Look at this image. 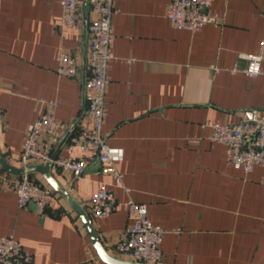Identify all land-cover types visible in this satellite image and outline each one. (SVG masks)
Returning a JSON list of instances; mask_svg holds the SVG:
<instances>
[{"label":"crops","instance_id":"crops-1","mask_svg":"<svg viewBox=\"0 0 264 264\" xmlns=\"http://www.w3.org/2000/svg\"><path fill=\"white\" fill-rule=\"evenodd\" d=\"M169 2L113 0L102 132L124 151L117 168L130 192L113 187L116 211L90 219L106 252L120 260L132 261L114 247L129 224L130 198L146 204L149 221L165 232L160 264H264V168L245 174L230 166L204 126L239 123L254 109L264 114V75L248 78L238 58L255 53L264 39V0H213L210 13L222 23L196 32L173 28ZM93 17L87 6V25ZM60 24L58 0H0V151L11 166L38 100L57 101L56 116L68 129L81 116L73 134L87 125V36ZM61 49L80 63L75 79L56 73ZM57 156H66L64 145ZM51 170L86 212L90 196L113 184L96 161L76 181ZM28 176L47 185L39 174ZM16 179L0 168V237L18 241L30 264H106L55 192L43 216L18 208Z\"/></svg>","mask_w":264,"mask_h":264},{"label":"built area","instance_id":"built-area-1","mask_svg":"<svg viewBox=\"0 0 264 264\" xmlns=\"http://www.w3.org/2000/svg\"><path fill=\"white\" fill-rule=\"evenodd\" d=\"M82 0H58L61 7L62 28L80 32L82 26ZM213 0H170L166 16L174 29L196 32L205 25H220L216 14L210 13ZM87 5L94 17L87 25V57L85 61V87L87 125L78 133L72 134L64 144L66 156L52 159L58 142L68 130V126L56 116L60 107L54 100H38V115L24 134L20 154L15 160L17 168L31 164L51 163L52 169L67 171L73 180L80 179L85 171L97 162L100 171L112 178L111 186L102 185L93 193L87 205V213L93 220L109 217L119 204L115 199L113 187H121L125 193L130 190L123 184L117 164L124 158L122 148L111 147L102 132L105 94L108 86V65L113 59L110 45L114 39L112 17L115 13L113 0H87ZM246 61L242 72L250 79L264 75V39L259 42L253 54H238ZM80 63L70 52L61 49L57 56L56 73L60 77L75 79L80 73ZM232 71H237L234 68ZM250 117L239 123H221L207 121L211 142L225 148L227 163L241 169L245 174L255 166L264 168V114L254 109ZM3 112L0 108V117ZM78 150L81 156H73ZM12 189L20 209H27L31 203L38 216H43L55 197L53 189L40 184L28 175L16 177ZM129 224L121 231L115 243L118 255L142 264H160L162 252L160 245L164 230L152 224L147 215V205L136 203L128 198L125 203ZM31 256L13 237H0V264H30Z\"/></svg>","mask_w":264,"mask_h":264},{"label":"water","instance_id":"water-1","mask_svg":"<svg viewBox=\"0 0 264 264\" xmlns=\"http://www.w3.org/2000/svg\"><path fill=\"white\" fill-rule=\"evenodd\" d=\"M87 0L81 1V13L84 18V25H83V32L84 35L87 36ZM81 120L78 118L77 122L71 126L59 141V144L52 155V159L57 156L59 149L66 143L68 138L73 134V130L75 125ZM0 168L4 170L6 173L20 177L24 175H31V174H39L50 186L53 191L66 203V205L76 214L79 218L81 224L83 225L92 245L94 246L99 258L106 264H142L134 261H126L120 260L113 256H110L106 250L104 249L103 245L101 244L96 231L94 229L92 220L90 219L88 213L85 209L71 196L69 190H67L53 175L52 173V165L50 162L40 165V164H31L23 168H17L11 166L4 158L2 152L0 151ZM29 206L35 208L34 204L31 203Z\"/></svg>","mask_w":264,"mask_h":264}]
</instances>
